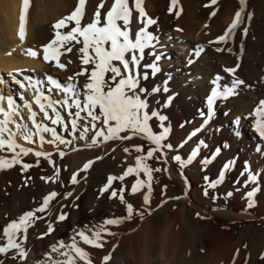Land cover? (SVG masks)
<instances>
[{"label":"rangeland","instance_id":"374dc122","mask_svg":"<svg viewBox=\"0 0 264 264\" xmlns=\"http://www.w3.org/2000/svg\"><path fill=\"white\" fill-rule=\"evenodd\" d=\"M104 1L106 2V0H95V3L100 5L104 3ZM250 1L252 0H246L245 11L243 13L245 19H243L239 26L244 24V28L247 27V34L253 39L258 49L257 55H259V60H257V58H251L250 55H246L242 49H237V52L235 51L236 54L231 53L234 51H232V49L229 51L228 49L231 48L232 36L227 42H218L216 44L217 46H213L212 43H209L210 41H216L215 39L218 35H222L225 32L231 24L229 23L230 19L235 16V12L233 16L227 13L228 16L222 14L220 6H218L219 0H216L218 4L215 3V5L211 3V0H200L197 2V9L199 8L197 14L199 17L197 18L198 20H194L195 23L198 21V23H196L195 35L199 36L203 34V32H207V35L213 33L211 37L214 38H212L213 40L209 38V40L205 39L203 42H195L186 50L188 54H191V58L196 60L194 52L197 50V46H203V51L199 57L208 55V49L212 50V48H215V51L216 48L224 49L220 52L216 51L219 57L206 60V63L202 64L201 68L204 69L210 77H213V79L217 74L224 76L225 79L221 81L222 85L227 84L231 86V80L234 78L244 81V84L236 90L237 94L229 98H242L246 92L252 95H259L264 92V18L261 17L264 14L261 13L257 15L251 9L250 12L253 13H251L252 19L248 20L246 17L247 14L250 13L248 11V8H251ZM90 2L91 0H86V4L84 5V23L90 22L92 19V16L89 17L87 13ZM77 3L78 0H72V5L64 12L65 14L62 13L55 19L46 23H50L51 36L43 45L48 44L54 38L55 31L52 27L53 24L57 20L70 14L76 8ZM182 5L183 7L185 6L184 9H186L188 13H192L186 5ZM216 5L219 13L215 11L217 9ZM172 7L173 4L170 7L171 11L168 10L166 13L167 15L172 14ZM213 12H216V16L212 15ZM120 24H122V22H120ZM175 25L176 21L173 23V26L176 28ZM206 25L210 26L212 30H208L209 27ZM71 26H75L74 22ZM67 30H70V28ZM159 30L160 27L157 24L155 31V35H159L157 51L169 46L165 45L163 47L161 45L163 39L161 40L160 38L162 34ZM60 31L65 32L66 29L62 28ZM259 38H262V44L258 43ZM73 45L74 48L71 53L65 52L64 49H59L58 51L57 59L65 63L67 65L66 68H58L56 66L57 60L50 59L49 62H47L49 67L44 73L40 74V76L35 77L29 72L26 73V76H31L34 79H42L45 74H48L57 78L61 83H66L68 77L73 76L75 72L85 67L78 59L80 55L78 49L82 47V43L76 45L75 42H73ZM105 47H108V45L106 44ZM37 51L36 49V52ZM42 51L43 49L38 52V55L40 54L41 59L44 60L42 58ZM68 60H72L73 63L68 64ZM150 62L151 58L146 57L142 63L147 64ZM237 63L240 64V67L237 69L235 77L223 71L225 67H235ZM210 66H215V71L207 69ZM142 71H147L150 74L151 70L142 69ZM15 74L17 79H23V75ZM4 76L10 81L8 87L12 93L22 91L19 89L18 85H15L11 81V78L6 73H4ZM149 76V79L144 81L142 86L151 90L153 86L158 84H155L156 79L152 78L151 75ZM84 82V77L78 78V83L80 85ZM5 89L4 91L6 92ZM43 91L46 92V89H43ZM160 93L154 94L151 97V105L153 108H160V105H157L156 101H160L161 104H163L166 100V96L163 95L164 93ZM32 96H34L32 90H29L25 94V98L32 104V110L37 113L35 119L39 122L42 121L50 127H56L59 134L64 135L65 139L71 140V136L63 133L62 126L52 125L50 120L43 119V113L40 112ZM15 98L17 103L21 107H24L23 101L19 99V96ZM53 98L61 99L62 96L54 95ZM258 99L257 103H254V109L264 107L260 105V101L264 100V96L258 97ZM223 102L224 101H222V103ZM57 109L61 111L62 116L65 117V121L67 122V112L61 109L59 105H57ZM171 109H173L172 103L167 109L160 108L162 114H166L169 117L166 126L170 123L171 131L166 142L171 143L174 150H166L167 163L164 162V158H160L159 160L155 158V156H159V153H156L154 158L148 161L153 169L160 168L161 171H154L150 182L143 172H141L139 178L144 181V186L140 187L138 185L139 191L136 193L131 191V185L137 179L136 173H132L128 177H125L122 182L114 180L109 191L103 194H101L100 190L107 183L109 175L120 176L129 166L135 167V157L145 154L149 147H154V145H151V143L142 136L135 137L130 141L113 140L104 143L100 142L102 140V137H100L97 138L96 144H92L91 135H94V133H90L84 140L77 139L71 144L60 145L58 141L55 143H48L51 139V134L43 133L45 137L44 144L46 143L51 149L48 153H51L50 159L52 163H49V158L43 156L36 157L34 155L22 154L21 164L0 170V175H4V178L0 180V213H2L5 218V222L0 224V236H2L3 227L6 226L12 218H17L26 210L39 207L42 204L43 196L52 192L59 194L50 202L49 208L46 209L44 213H37V215L42 216L43 219L36 220L30 225L27 232V239L23 244V247L27 251L26 260H20L18 258V253L13 249L10 250L7 255L0 254V262H2V264H35L28 259V256L33 254L31 250L40 249L39 247L42 246V242L43 247L41 248V256L45 252H50V245L56 243L60 239L70 242L72 230L74 228L83 227L86 223L90 226L102 223L105 218L126 216V204L121 203L119 199L120 193L118 191L119 188L124 187L125 192L123 195L125 200L131 203L137 212H143L144 218L141 219L140 216L134 212L131 219H125L118 225L106 226L109 231L117 234L109 236L105 233L104 247L102 248L84 245L77 237L79 246L83 247L85 251L89 253L92 264H147L148 261L158 257L160 259L158 258L155 264H165V262L166 264H191L193 262V259L190 258L191 252H196V254L204 257L206 254L208 260L212 261L213 264H260L264 259V214L258 215L257 217L252 215L251 218H246L234 216L232 214L223 215L218 212L220 209H224L229 203L249 209L247 208L248 201L245 197V193L251 191L253 187H257L259 191H257L254 196L255 203L250 210L258 212V207L264 206V197L260 199L261 193L264 191V146L260 145L259 152L256 153V158L251 160L252 163L249 161L250 153L247 158V161L250 162V164H248V170L257 175V181L250 182L247 187H245L241 178L247 175V172L241 176L240 173L244 171V168H242L238 175H235L236 178L234 177L232 180L227 178L226 175L225 181L221 185H218L217 188L209 189V195L206 197L203 194L204 188L206 187L204 177L206 175L209 176V182H211L212 179L218 178L219 171L214 176H211L209 170L205 169V166H202L200 163L203 159L200 153L196 158L198 163H196L194 168H191L190 164H187L181 169L179 162L171 159V157L176 154H180L182 158L186 159L187 155L191 152L189 147H178L182 142L180 140L186 137V132L183 137H181L182 132H180V130H182V127L172 119L173 110ZM48 111L49 115L52 116L51 110L48 109ZM84 115L86 114L82 113V116ZM78 123L82 124L84 122ZM157 123L158 122L150 121V124L154 127V131L159 130L156 127ZM89 145H91V147ZM135 145L142 146L144 150L143 153L136 152L133 147ZM125 147L129 148L128 152L124 151ZM219 147H222L221 143ZM16 151H18V149ZM61 151L64 152L63 157L60 156ZM12 155L13 153L8 151L6 147L0 150V156L6 159H11ZM88 161H93V163L87 170H83V165ZM23 163H28L32 166L24 170ZM168 165L171 166L173 171L171 175L170 173H172V171ZM57 168L60 169L58 176L56 175ZM202 168L204 170H202ZM73 173H77L78 183L76 184L71 183ZM42 177H50L52 179L46 182ZM187 179L197 181V187L195 185L197 190H195V192L192 193V188L189 191V186L185 182ZM236 181H238V183H236ZM149 183L151 184L150 193L148 192ZM112 188L116 189L118 194L116 197L110 199ZM236 188H240V191L237 192ZM228 191L233 192L231 197L226 196ZM68 192H72L73 195L65 199V194ZM146 193L149 195L148 204H145L143 199ZM213 196H217L218 198L213 200ZM261 202L262 204H260ZM236 209L238 208L236 207ZM62 213H67V218L64 221H57V216ZM197 213H199V216ZM49 223L52 224L53 231L44 235V233L48 232L47 224ZM4 242H6V240H0V244ZM261 253H263L262 256H260ZM52 255L55 256V254ZM106 255H109L110 259L105 262L103 257ZM14 256L17 258L14 259ZM143 256L145 257L143 258ZM151 257L153 258L151 259ZM44 259H46V257L43 255L40 261ZM79 264H83V262H79Z\"/></svg>","mask_w":264,"mask_h":264},{"label":"snow or ice","instance_id":"6c2138e0","mask_svg":"<svg viewBox=\"0 0 264 264\" xmlns=\"http://www.w3.org/2000/svg\"><path fill=\"white\" fill-rule=\"evenodd\" d=\"M177 0H172V4L175 5ZM213 4L216 0H211ZM240 8L235 12V18L231 24L225 30V32L216 38V41H210L209 43L227 42L232 36L233 32L242 23L244 16V8L246 0H239ZM86 0H78L76 8L67 16L57 20L53 24L55 31L54 38L46 45H43V59L48 62L51 60H57L56 66L60 69L66 68V64L60 62L57 59L59 49H64L65 52H73V42L76 45L82 43V47H79V57L81 64L85 67L75 72L73 76L68 77L66 83H61L57 78L52 75L45 74L42 79H34L31 76H23V79H17L13 72H9L11 81L19 86L22 91L11 95H5L0 92V114L3 118L0 119V150L5 147L8 151L12 152L11 159H6L0 156V170L11 168L14 165L22 163L21 155H27L33 150L28 147H23L16 142V132H13L9 128V124L16 123L13 119L14 116H20L18 111L20 105L17 103L16 96L23 101V105L28 109V119L32 121V131L27 124L16 123V129L22 130L23 139L29 143H33V137L38 136L41 143L44 142L45 137L42 133H50L51 140L48 143L59 142L60 145L71 144L73 141L80 139L84 140L91 135L92 144L97 143V138L102 137L101 143L121 140L130 141L135 137L142 136L145 140L149 141L154 147H149L145 154L137 155L135 157V167L129 166L122 175L113 176L109 175L107 183L100 190L101 194L109 191L114 180L124 181L125 177H128L132 173H136L137 179L131 185V191L136 193L140 187L144 186V181L139 178L141 172L148 178L150 182L152 180V173L161 171L160 168L153 169L148 163L149 160L154 158L156 153L159 156H155L157 160L164 158V162L167 163V151H173V145L167 143L171 131V124L169 117L166 114H162L160 108L167 109L174 98L179 93H173L167 95L163 104L160 101H156L160 108H153L151 105V97L154 94H159L161 91L167 94L170 92L168 87L171 77L166 78L161 85H155L149 90L142 86L144 81L149 79V72L142 71V69H150V75L155 78L160 73L161 67L159 62L164 57V53L157 51L159 45V38L153 32L149 31V26L155 25L156 21L152 18H148L141 6V0H134L135 11L139 13L138 19L133 14V8L129 6V0H114L111 3V7L107 10L106 14H101V9L106 7V4L101 3L97 6L96 11L93 13L90 22L84 23V5ZM30 6L29 0H23L22 7L19 15V36L21 40L25 36V21L26 12ZM171 11V8L169 9ZM179 15V13H177ZM215 15V12L212 13ZM103 19V24H102ZM247 19H252V14H247ZM118 21H122V24H118ZM74 22L75 26H71ZM139 23L142 26L134 28L133 25ZM102 24V26H101ZM66 29L65 32H61L60 29ZM70 30H67L69 29ZM179 30V29H178ZM248 29H243V35H247ZM82 38V40H81ZM108 44V47L105 45ZM224 49L216 48L217 52ZM231 51V49H228ZM203 46H197V50L194 52L196 57L201 55ZM28 54L35 57L37 52L32 49H28ZM191 55V54H190ZM147 58L151 59L150 63L143 64L142 62ZM68 64L73 63L72 60L67 61ZM191 64L193 61L188 60ZM240 64L237 63L235 67H225L223 71L230 76L235 77L237 69ZM17 74L22 75V70H14ZM84 77L85 82L80 85L78 78ZM225 79L224 76L217 74L211 81L214 87L211 88L210 95L206 98L207 114L201 111L199 115L203 117V123L200 127H197L190 135L178 146L183 148L184 145L195 137L216 115L215 105L219 100H227L229 97L237 94V89L244 84L241 79L234 78L231 80V86L227 84H221V81ZM5 83L3 78H0V84ZM46 89V92L43 91ZM32 90L34 93L33 99L36 105H38L40 112L43 113L44 120H50L52 125L62 126L63 133L71 136V140L65 139L64 135L58 133L56 127H50L47 124L37 122L35 117L36 112L32 110V104L25 98V94ZM54 95H61V99H54ZM5 102L7 107H5ZM57 105L61 109L67 112V122L65 117L62 116L61 111L57 109ZM260 105L264 106V100L260 101ZM48 109L51 110L52 116L49 115ZM74 109V111H73ZM82 113L86 115L82 116ZM225 116L228 113H224ZM255 131L261 138H264V107H258L255 110ZM240 117H236L232 123L234 126L240 125ZM150 121L158 122L156 127L158 131H154L153 125ZM84 122V123H78ZM185 123H181L180 127H184ZM220 129L217 128V131ZM235 135L239 136V131H235ZM91 146V145H89ZM225 148L230 147L227 142H224ZM135 151L143 153V148L140 145L133 146ZM201 148H208V144L201 139L196 146L184 159L180 154H176L171 157L173 161L179 162L181 169L187 164H191L200 153ZM19 149V151H16ZM167 150V151H166ZM125 152L129 151L128 147L124 148ZM221 148L217 147L211 156H205L201 161L202 166L210 165L213 160L216 159L220 153ZM36 157L49 158V163H52L50 159L51 153L36 151ZM60 156H64V152H60ZM99 159V158H97ZM93 161H88L83 165V170H87ZM235 160H228L223 163L221 170L219 171L218 178L210 181L209 176L204 177L206 187L203 194L207 197L209 195V189H215L218 185H221L225 179L226 174L230 173L235 165ZM32 165L23 163V169L27 170ZM166 170V169H165ZM202 170H204L202 168ZM60 169L57 168L56 175H59ZM247 172V180L244 181V186L250 182L257 181V175L248 170V164L245 162L244 171L240 173L243 176ZM183 174V173H182ZM46 182L50 177H42ZM71 183H78L77 173H73L71 177ZM187 183V180H186ZM238 183V181H236ZM119 199L122 204H126L127 215L124 217L105 218L102 223L93 225L84 224L83 227H77L72 230L70 242H66L64 239L58 240L56 243L50 245V252H45L43 255L46 259L37 262V264H92V260L89 253L85 249L79 246V241H82L84 245H91L96 248L104 247V234L116 235L108 230L106 226L118 225L125 219H131L134 212L144 218L143 212H137L131 203H128L123 193L125 188H119ZM236 191H240V188H236ZM259 191L257 187H253L251 191L245 193V197L248 201L247 208L254 206V196ZM148 192H151V184H148ZM117 190L112 188L110 199L117 196ZM59 194L52 192L43 196L42 204L39 207L31 210L24 211L17 218H12L9 223L2 229V236L0 240H6V242L0 244V254H7L10 250H16L18 258L20 260H26L27 251L23 247L24 242L27 239V232L36 220L43 219L42 216H38L37 213H44L49 208L50 202ZM72 192L65 194V199L71 197ZM233 195L232 191L226 193L227 197ZM217 196H213L212 199H217ZM144 203H149V195L144 194ZM67 213H62L57 216V221H64L67 218ZM199 216V213H197ZM53 231L52 224H48L47 235ZM52 254H55L53 256ZM14 259L17 257L14 256ZM110 259L109 255L103 257L106 262ZM2 264V262H0Z\"/></svg>","mask_w":264,"mask_h":264},{"label":"bare ground","instance_id":"6f19581e","mask_svg":"<svg viewBox=\"0 0 264 264\" xmlns=\"http://www.w3.org/2000/svg\"><path fill=\"white\" fill-rule=\"evenodd\" d=\"M198 1L200 0H177L176 4L173 5L172 7L173 8L172 14L167 15L166 13L168 12L169 8L172 5L171 0H141V6L144 12L146 13V16L156 21L155 25L149 26V31L155 34L156 26L158 24L160 27L159 31L162 34L160 38L161 40L163 39L162 40L163 43L161 45L163 47L165 45L167 46L169 45L168 47H165L164 49L160 50L161 52L164 53V57L159 62V66L161 67L162 71L158 73L154 79H156L155 84L163 86L162 82L170 76L171 79L168 84V87L170 88V92L167 94L164 93L163 95L167 97V95H171L173 93H179V95L176 96L172 102L173 109L171 110H173L172 119H174L177 124L181 125V123L187 122L185 123V126L182 128V130H180V132H182L181 137H183V135L186 132V137L184 136L185 138H182V140H180L182 142L190 135L192 131H194L197 127H200V125L203 123L204 118L199 115V112L203 111L205 112V115L207 114L206 98L208 95H210L211 88L214 87V85H212L211 83L213 77H210L207 74V72L201 68V66L202 64L206 63V60L219 57V54L214 50L215 48H212V50L211 49L207 50L208 53V55H206L207 57L202 55L201 57L197 58L195 56L196 60H193L190 54H188L186 51L188 47H190L195 42L198 41L203 42L205 39L209 40V38L210 39L214 38L211 37L213 33L207 35L206 34L207 32L206 33L203 32V34L199 36L195 35L196 23H198V21L195 23L194 20L199 17L197 14L199 9V8L197 9ZM220 1L222 0H219V4L217 2L216 3L218 4V6H220V11L222 14L227 13L229 15L232 14L231 16H233V13L236 12V10H239L240 8L239 0L238 1L223 0L222 2ZM112 2H114V0H106V2L104 1L106 7L101 9L102 18L103 15L106 14L107 10L111 7ZM250 2H251L250 3L251 8H248L249 12L252 9V11H254L257 15H260L261 13L264 14V0H252ZM29 3L30 6L26 12L25 36L24 39L21 40L19 36V15H20V9L23 4V0H0V78H3V80L5 81V83L0 84V92H2L5 95H11L14 92L12 93L9 90L8 86L10 81L8 80V78L4 76V73L8 75L9 72H13V75H16L15 74L16 72H14V70L19 69L22 70L23 76L27 75L26 73L29 72L32 73L33 76L37 77L40 76V74L44 73L46 69L49 67V64L41 59L40 54L38 55V52L43 49L42 46L44 42L51 36L50 23L49 24L46 23L50 22L52 19H55L62 13L66 12V10H68L72 5V0H29ZM211 3L209 4L212 5ZM182 4L186 5L188 9L191 10L192 13H188L186 9H184L185 6L183 7ZM97 6L98 5L95 3V0H91L87 10L89 17L93 16V13L96 11ZM129 6L133 8L134 16H136L138 19H143V18H139V13L135 11L134 0H129ZM217 10L218 8L215 11L219 13V10L218 11ZM216 12H215V16H216ZM177 13H179V15H177ZM227 14L226 16H228ZM261 17L264 18V15ZM234 18L235 16H233L232 19ZM232 19H230V21ZM175 21H176V25H175L176 28L173 26V23ZM230 21L229 23L232 22ZM120 22L122 21H118V24H120ZM102 24H103V19H102ZM139 26L142 25H140L139 23L133 25L134 28H138ZM244 26H245L244 24L239 26L237 31L235 30L236 32L235 31L233 32L234 37L232 35V44L230 49H232V51L234 52L231 53L236 54L237 49L240 50L242 49V51H244L246 55H250L251 58L254 59L257 58V60H259L258 59L259 55H257L258 49L255 46V42L248 34L246 36L243 35ZM207 27H209L208 30H212L210 29L211 28L210 26ZM214 36L217 37L216 35ZM258 43L259 44L263 43L262 38L258 39ZM216 44L217 43L215 42L212 43L213 46H217ZM30 48L34 51H36V49L38 50L37 56L33 57L30 54H28V49ZM189 59L193 60V63L189 64L188 63ZM215 68H216L215 66H210L207 69L215 71ZM4 89L6 90V92L4 91ZM261 96H264V92H262V94L259 95L258 94L252 95L251 93L246 92L242 98L241 97L228 98L227 100H219L217 104L214 106L216 112L214 118L199 133H197L195 137H192V139L189 140L184 145L185 148L189 147V150L191 151L196 146V144L201 139H203L208 144V148H201L200 150V156L204 158L205 156L210 157L211 153L217 147H219L220 143L222 144L221 147L222 150L220 151L216 159L213 160V162L210 165L205 166V169L209 170L211 176H214L218 171H220L223 163L232 159L235 160L236 163L234 165L233 170L230 173L226 174L227 178L232 180L235 177V175L237 176L239 171H241V169L245 167V162H247V164H250L249 161H251L253 158H256V153L259 152L260 145L264 146V138H261L259 136V134L255 131V127H254L256 121V116H255L256 109H254L255 107L253 108V106L254 103H257L258 97ZM222 101L224 102L222 103ZM4 106L7 107L6 102ZM18 111L20 112V116L13 117L15 122L19 124H27L28 127L32 129V131H35L32 125V121L28 119L29 116L28 110L25 107L20 106ZM226 112L228 113L227 116L224 115V113ZM236 117L241 118L240 125L238 126H234L232 123V121ZM2 118L3 116L2 114H0V119ZM36 121L39 122L38 120ZM16 123L9 124V128L13 132L17 133L15 139L18 144H20L23 147L31 148L33 150L27 155L35 156L34 153L36 151L50 152L51 149L49 148V146H47L46 143L44 144V142L41 143L38 136L33 137V141H34L33 143H29L25 141L23 139L22 130L18 131L16 129ZM217 128H219L220 130L217 131ZM235 131H239L240 135L239 136L235 135ZM42 135L44 134L42 133ZM224 142H227V144L230 145V147L225 148L223 146ZM249 153H250V157H249V161H247ZM196 163H198L196 159L193 160L192 164H190V167L194 168ZM169 167L171 169V166ZM171 174H173V171L172 173H170V175ZM3 178L4 175L1 174L0 180ZM245 180H247V175H244L241 178L242 183H244ZM186 184L189 186V191L192 188V193L195 192V190H197L196 188L198 184L197 181L187 179ZM262 197H264V191L261 193L260 199ZM260 204H262V202ZM238 206L229 203L225 206L224 209H220L218 213L223 215L232 214L234 216L236 215L246 218H251L252 215H255L257 217L258 215L260 216L264 214L263 205L258 207L259 210L258 212H255L254 210L246 209L245 207L242 206H239L240 207L239 208ZM236 207L238 209H236ZM4 222H5L4 215L0 213V224H3ZM42 247H43V242H42V246L39 247L40 249L31 250L33 254L28 256V259L31 260V262H34L36 264V262L41 260L43 256V255L41 256ZM262 254L263 253H261L260 256H262ZM144 257L145 256H143V258ZM152 258L153 257H151V259ZM158 258L148 261L147 264H155L158 261ZM190 258L193 259L192 263L189 261L191 264H213L212 261L208 260L206 254L204 257L202 255L196 254V252H191ZM260 264H264V259Z\"/></svg>","mask_w":264,"mask_h":264}]
</instances>
